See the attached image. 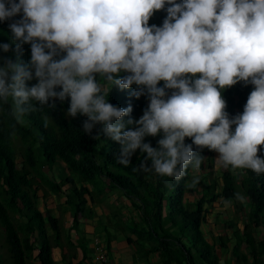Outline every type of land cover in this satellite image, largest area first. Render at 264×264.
Returning <instances> with one entry per match:
<instances>
[{
    "label": "clouds",
    "instance_id": "9594fccd",
    "mask_svg": "<svg viewBox=\"0 0 264 264\" xmlns=\"http://www.w3.org/2000/svg\"><path fill=\"white\" fill-rule=\"evenodd\" d=\"M161 10L162 26H149ZM8 20L10 42L0 52L15 58L0 56V111L13 128L68 101L65 115L84 117V134L119 144L116 163L128 167L139 150L134 172L179 182L200 170L207 149L218 168L264 175V0H0V23ZM238 83L253 90L242 114L229 118L222 93ZM134 85L131 94L149 102L126 125L132 108L108 96ZM157 136L155 148L144 142ZM199 182L194 175L189 187Z\"/></svg>",
    "mask_w": 264,
    "mask_h": 264
},
{
    "label": "trees",
    "instance_id": "16d2710c",
    "mask_svg": "<svg viewBox=\"0 0 264 264\" xmlns=\"http://www.w3.org/2000/svg\"><path fill=\"white\" fill-rule=\"evenodd\" d=\"M167 7L168 5H165V9ZM165 17V10L155 12L148 22L149 26H162ZM13 19L18 20L20 16ZM11 22L13 21L8 20L0 23V43H9L11 34L8 25ZM0 56H5V53L0 52ZM29 59L30 46L24 45L21 60L27 63ZM32 83L35 81L30 82ZM162 85L163 82L158 86ZM134 89L135 85L133 89L128 90L114 87L108 96L112 105L132 108L130 116L122 118L126 125L129 118L139 119L149 102L146 95L139 99L134 97L131 94ZM252 90L251 84L245 86L238 83L223 91L222 96L227 105L225 111L229 118L242 114ZM67 108L68 101L63 104L57 102L54 111L45 107L33 112L26 116V125H16L15 128L7 112L0 111V228L10 264H54L50 250L58 244L59 228L54 217L36 208V193L41 186L58 195L62 192L60 187L64 183L68 185L62 194L66 204L72 209L71 218L75 224L83 216L86 202H92L106 190H117L131 202L138 220V224L126 225V230L131 232L138 242L154 240L156 246L153 249L158 250L161 257L167 260L168 255H175V252L170 251L173 243L180 245L185 250L188 264H192L190 249L180 242L179 237L188 238L191 247L198 252V226L205 201L235 199V194L240 193L248 202L253 221L251 226L262 218L264 175H256L247 169L234 172L231 168L215 173L213 152L207 149L201 153L206 159L200 170L194 173L189 169L188 174L179 182L154 173L134 172L133 166H138L144 158L139 150L131 157L128 167L116 163L119 144L103 136L101 140L91 139L82 132V122L85 118H68L65 115ZM45 116L50 119L45 121ZM100 127L96 126L93 136ZM13 138H17L20 148L18 164L15 163L16 155L11 150ZM160 138L146 137L144 142L155 148ZM185 143L190 144L191 140L186 138ZM262 153L264 149H261L258 155ZM40 161V168H50L54 163L61 162L69 176H62V182L59 184L51 183L46 178L38 179ZM148 164L150 166V161ZM194 175L199 177L200 182L195 188H190L189 184ZM35 178L39 182L38 185L34 181ZM186 191L196 196L192 210H188L187 205L183 203ZM163 212L166 213L165 216L162 215ZM166 221L177 227L180 236L178 233H164L162 226ZM48 231L52 232V235H49ZM250 231V226L245 225V235L249 236ZM34 250L36 253L32 257Z\"/></svg>",
    "mask_w": 264,
    "mask_h": 264
},
{
    "label": "crops",
    "instance_id": "0c3cea01",
    "mask_svg": "<svg viewBox=\"0 0 264 264\" xmlns=\"http://www.w3.org/2000/svg\"><path fill=\"white\" fill-rule=\"evenodd\" d=\"M57 166L59 171L55 167L45 168L43 175L48 181L59 184L62 182L61 177H68L69 173L61 162ZM34 181L38 185L36 178ZM66 186L64 183L60 187L63 193ZM62 192L57 199L45 186L38 187L36 193V208L54 217L59 228L58 244L50 250L54 264H188L185 250L180 245L173 243L170 251L175 252V255L167 254V260L153 249L156 246L154 240L138 242L126 230V225L138 224V220L131 202L117 190H107L103 196L86 202L85 212L76 224L72 221V209L66 204ZM105 195L108 197L104 199ZM192 195L186 191L183 199V203L191 208L196 200V196ZM225 201H231V204H225ZM247 203L246 199L242 202L236 199L204 202L198 226V252L194 251L193 246L189 248L192 264H264V214L252 227ZM109 206H112V214ZM247 224L251 228L249 236L245 235ZM162 228L166 234H179L168 221L163 223ZM49 234L52 235V232ZM183 238L179 237L181 243ZM97 248L105 257L104 263L99 262ZM35 253L36 250L32 252V257Z\"/></svg>",
    "mask_w": 264,
    "mask_h": 264
},
{
    "label": "rangeland",
    "instance_id": "374dc122",
    "mask_svg": "<svg viewBox=\"0 0 264 264\" xmlns=\"http://www.w3.org/2000/svg\"><path fill=\"white\" fill-rule=\"evenodd\" d=\"M10 42V41H9ZM8 43V42H7ZM5 56L7 57H11V58H15L14 57V53L12 51H9L8 53H5ZM14 140L12 141V146H11V150L12 152L14 153V155H16L15 157V163L18 164L20 162V158L18 157V154L20 153V148L18 146V140L17 138H13ZM218 154L213 152V171L216 173V172H221L224 170V168H218L216 166V163H215V159L217 158ZM58 163H54L52 166H49L50 168L49 169H52L53 167L55 168H58L57 166ZM40 165L42 166V161L39 162V167H38V172H40V175L37 176L38 179L40 180H43L45 178V174L43 173V170H45V168H47L46 166H43L42 168H40ZM58 171H59V168H58ZM44 174V175H43ZM60 173H59V177H60ZM211 177H214V175H211ZM51 183H55L53 182L52 180L49 181ZM107 191V190H106ZM57 196H59V194H54V198L57 199ZM103 196V195H102ZM106 197H108L107 195H105L103 198L105 199ZM188 210H192V208L194 209V207H189L187 206ZM109 212L110 214L113 213V210H112V206H109ZM163 216L166 215V213H163L162 214ZM174 231H177V227L173 228ZM48 233H50V231H48ZM61 233H64L63 230H61ZM50 235V234H49ZM183 243L185 244V246L187 248H191V242L185 238L182 239ZM0 264H10V261H9V258H8V255H7V252H6V248H5V244H4V240H3V232H2V229L0 228ZM27 264H30L29 262Z\"/></svg>",
    "mask_w": 264,
    "mask_h": 264
},
{
    "label": "built area",
    "instance_id": "2783aa9c",
    "mask_svg": "<svg viewBox=\"0 0 264 264\" xmlns=\"http://www.w3.org/2000/svg\"><path fill=\"white\" fill-rule=\"evenodd\" d=\"M95 248H96V246H95ZM96 253H97V257L99 259V262L104 263L105 257L98 248L96 249Z\"/></svg>",
    "mask_w": 264,
    "mask_h": 264
}]
</instances>
